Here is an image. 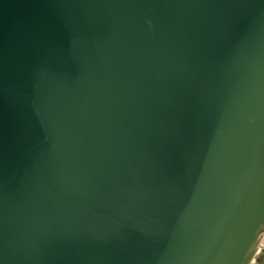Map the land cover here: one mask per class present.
I'll list each match as a JSON object with an SVG mask.
<instances>
[{
  "label": "water",
  "instance_id": "obj_1",
  "mask_svg": "<svg viewBox=\"0 0 264 264\" xmlns=\"http://www.w3.org/2000/svg\"><path fill=\"white\" fill-rule=\"evenodd\" d=\"M264 235V0H0V264H249Z\"/></svg>",
  "mask_w": 264,
  "mask_h": 264
},
{
  "label": "rangeland",
  "instance_id": "obj_2",
  "mask_svg": "<svg viewBox=\"0 0 264 264\" xmlns=\"http://www.w3.org/2000/svg\"><path fill=\"white\" fill-rule=\"evenodd\" d=\"M256 264H264V252L261 254V257Z\"/></svg>",
  "mask_w": 264,
  "mask_h": 264
},
{
  "label": "bare ground",
  "instance_id": "obj_3",
  "mask_svg": "<svg viewBox=\"0 0 264 264\" xmlns=\"http://www.w3.org/2000/svg\"><path fill=\"white\" fill-rule=\"evenodd\" d=\"M264 243V242H263Z\"/></svg>",
  "mask_w": 264,
  "mask_h": 264
}]
</instances>
